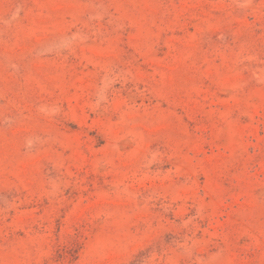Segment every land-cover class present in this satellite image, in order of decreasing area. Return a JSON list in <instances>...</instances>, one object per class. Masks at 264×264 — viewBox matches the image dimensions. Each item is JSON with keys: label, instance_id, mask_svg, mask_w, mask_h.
I'll use <instances>...</instances> for the list:
<instances>
[{"label": "rangeland", "instance_id": "1", "mask_svg": "<svg viewBox=\"0 0 264 264\" xmlns=\"http://www.w3.org/2000/svg\"><path fill=\"white\" fill-rule=\"evenodd\" d=\"M0 264H264V0H0Z\"/></svg>", "mask_w": 264, "mask_h": 264}]
</instances>
